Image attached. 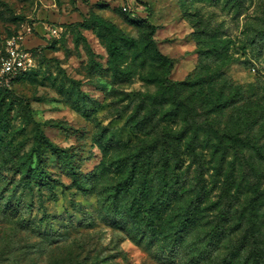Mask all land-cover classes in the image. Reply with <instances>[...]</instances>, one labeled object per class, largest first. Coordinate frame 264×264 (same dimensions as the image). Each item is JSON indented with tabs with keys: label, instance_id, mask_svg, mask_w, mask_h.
I'll return each mask as SVG.
<instances>
[{
	"label": "rangeland",
	"instance_id": "1",
	"mask_svg": "<svg viewBox=\"0 0 264 264\" xmlns=\"http://www.w3.org/2000/svg\"><path fill=\"white\" fill-rule=\"evenodd\" d=\"M17 36L35 65L0 78V264H240L264 247L261 203L258 237L231 255L256 202L251 167L264 171V161L238 153L235 180L223 183L208 150L202 173L183 144L174 154L165 132L181 126L177 119L157 113L143 127L127 120L139 104L137 119L152 109L149 96L163 83L188 80L222 100L215 109L190 100L198 121L264 144V0H0V52ZM114 40L129 45L123 55ZM152 45L170 67L151 59ZM188 87L179 93L188 96ZM144 146L150 156L137 157L136 169L157 184L167 158L166 177L178 180L154 225L128 210L132 192L114 194L131 171L128 157ZM38 163L48 177L26 181L22 172ZM199 184L208 193L174 235Z\"/></svg>",
	"mask_w": 264,
	"mask_h": 264
},
{
	"label": "trees",
	"instance_id": "2",
	"mask_svg": "<svg viewBox=\"0 0 264 264\" xmlns=\"http://www.w3.org/2000/svg\"><path fill=\"white\" fill-rule=\"evenodd\" d=\"M155 26L151 25V28L154 29ZM128 42H131L128 39H125ZM115 46L112 47L114 52H118V55H123L124 46L118 48L119 43H116L114 40L113 43ZM112 46V45H111ZM150 46L146 45L144 49L145 53L147 48ZM217 46H214L213 49H216ZM151 55V59L156 61L159 65L164 67H170L173 64V60L166 54H163L156 46L152 45L151 49L148 51ZM17 77V75L15 76ZM13 77V78H15ZM201 83L198 87H191L192 83L188 80L182 81H171L170 84H162L156 93L151 94V107L152 109L144 113L140 118H136L139 108L141 105H137L136 108L128 115V122H133L132 125L135 127H143L146 120H151L154 114H159L162 119L176 120L181 123V126L175 130H165L167 143L173 148L174 154L178 155L180 144H183L189 155L192 157V161L198 163V171L202 173L201 165V155L202 150H208L210 158L214 161L213 169L216 179H221L220 176H223V183L230 184L234 182V172L238 170V167L242 165V160L238 153H241V157L244 160H247L244 152L248 151V157L252 159H260L264 161V144H258L255 141H249L248 136H235L226 130L221 131L219 128L215 127L212 121L208 119L198 121L196 118V108L191 104L190 100L196 99L201 100L203 104H210V107L217 108L221 105V99L219 96L211 98V95L203 93L201 91ZM185 86L191 88V92L188 96H183L179 93V90L183 91ZM45 143L50 147V149L55 152H61L63 155L68 156L66 150H63L55 146L47 138ZM160 146L166 144L165 140H161L159 143ZM154 145V144H153ZM158 145V144H157ZM156 147V145L154 146ZM40 148V146H39ZM238 150V151H237ZM145 154L148 157L150 156V151L148 146L141 147L137 153L131 154L128 159L131 161L132 167L131 171L121 180L117 181L116 189L114 194L118 195V192L131 193V202L128 204V210L136 213L138 210H142L143 217L147 223L154 225L157 222L158 218L161 217L164 204L170 203L171 194L177 192V183L178 180L170 182L166 177L167 173V164L165 161L162 162L160 168L154 172L157 180V184H154L152 176L147 178L145 172L143 173L144 166L140 165L138 170L136 169L137 157L141 154ZM251 172L255 177V181L249 184V190L255 194V203L251 204L249 214L247 216V230L246 237L241 240L240 249L235 248L231 251L232 256L240 255L242 245L245 243L247 237L255 238L258 237V232L260 231L261 226V216L259 211V206L261 203H264V188H260L261 180L264 178V171H256L255 168L251 167ZM23 176L26 181L29 182V178H46L48 177V171L45 170L38 163L34 167L28 165L25 169ZM138 173V176H137ZM30 175V176H29ZM140 178L139 183L131 190L132 185L135 181ZM244 179V178H243ZM242 179V180H243ZM155 191L154 195H151ZM208 193L204 184H199L196 188V194L194 198H191L185 206L182 208V217L176 224L172 232L182 231L183 228H186V225L192 223L195 218V208L197 207L200 199ZM150 195L152 198H150ZM264 205V204H262ZM224 212H220V217H224ZM189 223V224H188ZM178 234V233H177ZM173 235V236H174ZM225 264V263H223ZM240 264H264V247H259L258 245L253 246L247 252V256L243 257Z\"/></svg>",
	"mask_w": 264,
	"mask_h": 264
},
{
	"label": "built area",
	"instance_id": "3",
	"mask_svg": "<svg viewBox=\"0 0 264 264\" xmlns=\"http://www.w3.org/2000/svg\"><path fill=\"white\" fill-rule=\"evenodd\" d=\"M56 33L57 28L50 27V34L55 36ZM20 37L17 36L7 39L3 45V53L0 52L1 79H3L4 76L13 78L35 65L33 53L31 50L21 46L18 40Z\"/></svg>",
	"mask_w": 264,
	"mask_h": 264
}]
</instances>
